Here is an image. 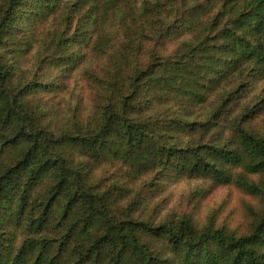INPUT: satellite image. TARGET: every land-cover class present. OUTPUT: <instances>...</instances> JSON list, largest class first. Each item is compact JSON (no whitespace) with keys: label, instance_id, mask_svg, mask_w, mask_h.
Listing matches in <instances>:
<instances>
[{"label":"trees","instance_id":"16d2710c","mask_svg":"<svg viewBox=\"0 0 264 264\" xmlns=\"http://www.w3.org/2000/svg\"><path fill=\"white\" fill-rule=\"evenodd\" d=\"M62 1L8 0L0 44L23 31L12 26L20 10L27 28L54 20L53 34L58 35L59 28L71 29L79 16L81 27L92 23L96 32L124 0ZM203 10L202 5L192 7L191 27L197 28L194 18ZM224 11L234 16L218 36V45L200 39L189 45L187 60L151 63L137 74L122 73L120 64L104 80L109 88L94 116L75 119L73 126L65 122L63 128L38 122L39 109L28 96L51 93L55 83L21 81V54L14 42L12 63L0 60V264H264V211L259 215L251 210L257 222L246 234L213 225L200 228L189 218L159 225L121 219L90 184L89 174L70 159L120 160L136 175L173 167L184 177L264 196V136L233 122L227 141L204 143L231 94L209 119L194 116L234 76L250 70L264 79V0H225ZM57 50L49 65L63 66L65 72L72 73L84 58L66 56L62 47ZM127 75L129 90L118 83L126 82ZM160 107H166L163 116ZM173 107L179 115L166 114ZM57 112L53 109L51 115L65 119ZM227 129L222 128L220 139ZM182 136L193 141L181 144ZM51 171L54 179L46 193L32 197ZM22 184L26 189L20 191ZM18 230L25 236L22 240L14 233ZM150 236L168 245L155 252L144 241Z\"/></svg>","mask_w":264,"mask_h":264},{"label":"rangeland","instance_id":"374dc122","mask_svg":"<svg viewBox=\"0 0 264 264\" xmlns=\"http://www.w3.org/2000/svg\"><path fill=\"white\" fill-rule=\"evenodd\" d=\"M7 1L0 0V25L4 21L3 26L7 22ZM65 1L68 0L62 2ZM197 5H202L204 10L194 18L197 28H193L189 15L192 7ZM224 10L225 0H124L107 17L102 30L95 32L92 23L81 27L79 16H76L73 27L64 25L58 29V35L53 34L54 20L45 27L27 28L20 10L12 26L23 31L14 32L3 40L0 60L12 63L14 42L18 43L16 47L21 54L18 78L31 85L42 80L55 83L51 93L36 91L28 96L39 109L38 122L59 128L65 127V122L73 126L75 119L87 121L95 113L98 101L102 100L100 96L109 88L104 80H108L120 64L122 73L137 74L151 63L173 64L184 58L187 60L189 45H197L200 39L209 45H218V36L229 27L231 16H234ZM202 33L203 36L197 38ZM58 47L67 52L66 56H84L72 73L65 72L63 66L49 65L55 53L58 54ZM129 75L125 77L126 82L118 80L119 86L125 85V90L130 88ZM57 84L59 87L56 88ZM230 94L232 98L224 103V112H220L215 120L218 126L203 137L204 143L227 141L226 137L232 134L233 122H239L259 137L264 136V79L250 70L234 76L228 86L212 96L194 115L196 120L209 119ZM55 107L56 114L65 119L51 115ZM163 110L166 107L158 109L160 116H163ZM170 112L179 115L175 107L166 114ZM226 126L224 138L220 139L222 128ZM190 139L180 137L181 144L193 141ZM195 139L200 140V137ZM70 159L89 174L90 184L98 188L115 217L121 219L132 218L159 225L189 218L200 228L213 225L246 234L257 222L251 210L259 215L264 211V196H253L234 185L216 186L201 178L184 177L173 167L136 175L120 160H92L78 156ZM53 179L54 172L47 173L32 191V197H42ZM23 189L26 188L22 184L20 191ZM17 197L18 194L12 200L16 201ZM14 233L18 234L19 240L25 237L20 230ZM144 241L149 242L155 252L168 245L166 240L155 236L144 237Z\"/></svg>","mask_w":264,"mask_h":264}]
</instances>
